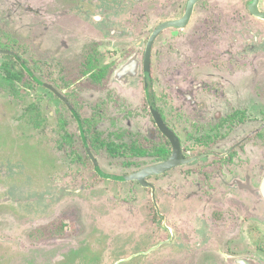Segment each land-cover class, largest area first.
Instances as JSON below:
<instances>
[{"label":"rangeland","instance_id":"374dc122","mask_svg":"<svg viewBox=\"0 0 264 264\" xmlns=\"http://www.w3.org/2000/svg\"><path fill=\"white\" fill-rule=\"evenodd\" d=\"M68 1L0 0V264H264V198L255 189L264 177V51L243 44L245 33L238 32L225 51L218 45L220 53L201 42L194 25L166 28L152 49L151 93L160 118L185 145V157L196 159L147 177L153 190L108 179L102 174H130L170 153L142 77L125 84L114 74L136 49L141 59L153 28L177 19L184 0H124L130 4L119 9L128 22L118 25L122 35H111L90 16L100 13L104 0ZM258 24L243 32L259 30ZM18 69L21 78L7 77ZM204 99L212 101L207 106ZM244 106L243 128L232 133L212 127L217 120L204 113H236ZM110 149L122 153L110 156ZM235 160L246 161L252 172L242 181L238 171L230 176L241 197L236 200L247 199L249 181L252 194L244 201L251 212L233 205L245 221L238 217L226 228L240 230L231 257L221 253L227 248L214 246H197L196 259L183 257V249L166 242L165 230L174 224L176 242L174 229L185 221L174 211L165 223L155 210L168 215L172 203L178 210L188 203L198 208L190 194L203 184L209 192V175L232 170L226 161ZM220 203L213 206L226 202ZM218 210L214 224L233 218ZM200 215L190 214L188 223L199 229L205 225Z\"/></svg>","mask_w":264,"mask_h":264},{"label":"flooded vegetation","instance_id":"af4514ba","mask_svg":"<svg viewBox=\"0 0 264 264\" xmlns=\"http://www.w3.org/2000/svg\"><path fill=\"white\" fill-rule=\"evenodd\" d=\"M104 1L106 2V6L103 7V5L100 4V9H99L100 13H101V10L104 9V13H103L104 15L99 13V14L90 15V16L94 17L97 20V22L103 23V25H105V27L102 29H104L106 31H110L111 35H114V34L122 35L123 34L122 31L118 30V25H121V26L126 25V24H128V22L126 20L124 21L123 19H121L122 16L119 17L120 16L119 9H122L123 5H125L124 2H127L128 4H130V2L124 1V0L123 1L122 0H104ZM188 1L189 0H184V6L182 5L183 8L179 7V9H181V8L182 9L180 11L181 13H180L178 18H181L182 15L184 14ZM252 1L253 0H197V2L194 4L193 12L191 14V17H190L188 23L181 28L187 29L190 25L196 26L198 29L197 35L200 36L199 39L201 40V42L204 39L205 43H208L207 45H209L210 47L215 46V48L217 49V52L221 51V50L219 51L218 45L221 44L220 46H222L221 47V48H223L222 50L225 51V49L227 50V48L229 47V46L225 47L227 44L231 45L233 41H236L237 39H239V36L238 37L236 36L238 32L242 33V34L245 33L246 38L242 39V41H243L242 43L246 44V46L250 47V50L258 48L261 51H264V31H263L264 30V19H261L259 17H256L255 15H253V13L251 12V10L249 8ZM68 2L74 6L76 3H80V0H69ZM181 3H182V0L179 1V4H181ZM224 6H228V7L225 8ZM257 7H258V10L260 12L264 13V0H259ZM108 19H109V22H107ZM169 20H173V19H169ZM169 20H165V21H169ZM254 21L259 23L258 24L259 30L250 29L249 32H243V27L245 28V30H248L249 29L248 25L255 23ZM162 22H164V21H161L160 23H162ZM107 23H109L113 26H111V25L107 26ZM124 23H126V24H124ZM160 23H158L153 28L152 32L156 29V27ZM131 25L132 24L129 23L130 28H131ZM241 25H244V26H241ZM88 26L90 28H92L91 25H88ZM237 26H239V27L237 28ZM113 27H116V29H114ZM164 30L165 29H163L162 31H160L157 34V36L154 38V40L151 44L150 56H149V67H151V54H152V49H153V46L155 44V41H156L157 37ZM152 32L149 34L147 40L145 41L144 50H143L141 59H139V54H138V52L140 50L136 49L135 53H131L130 58L127 60V62L125 64H123L122 66H120L116 70V74H114V76L116 77L118 82H120V83L123 82L126 84L129 81L134 82L137 79H139L140 77H142V82H143V87H144L145 71L143 69V57H144L147 41H148L149 37L151 36ZM136 44H138V43H136ZM137 46H139V44ZM257 51H259V50H257ZM220 53H223V52H220ZM2 68H4L3 65H2ZM228 68H230V67H228ZM22 69H18L15 72L16 75L19 76V78L22 77ZM148 70H149V68H148ZM7 77L10 78L9 74L7 75ZM12 78H14V77H12ZM53 93L56 94L55 92H53ZM56 95L58 96V94H56ZM58 97L60 98V96H58ZM204 100H205V103H202V104H206L207 106L209 105V102L212 101L210 99H204ZM153 102H154V100H153ZM224 104H225V102H224ZM206 110L209 111V108H207ZM246 110H247V107L244 106L243 108L239 109V112H236V113H231V112H228V113H221L220 112L221 114L220 113L210 114L207 112H204V113L207 114L208 116H211L213 120H217V123H216L217 125L212 124V127L217 126V128L220 129V126L222 125V127H225V129L228 130V132L230 133L232 130H233L232 132H234V130L236 129V127L239 126V124H242L241 121L245 120L244 115L247 112ZM233 119L238 121V124L235 127H232V125H230V121H232ZM164 123H165V121H164ZM165 125H166V123H165ZM166 126L168 127V125H166ZM228 127H232V128H228ZM238 128L242 129L243 127L239 126ZM169 129L174 133V131L171 128H169ZM217 133H223L224 134L226 132L222 130V132L220 131ZM175 136H177V135L175 134ZM177 138H178V136H177ZM167 142H168L169 147H170V153L166 158H168L171 154V144H170L168 139H167ZM179 143H180V146L182 149L185 145L182 144L180 142V140H179ZM212 143H213V140H212ZM235 148H236V146H235ZM235 148H232L231 151H234L233 149H235ZM183 156L185 157L184 154H183ZM201 157H204V155H202ZM226 162L228 163L226 165L228 167V169H232L230 171H226L229 174L227 177H224V175L226 173L225 171L222 172L221 174L220 173L215 174L214 176L209 175V173L205 170V166L203 167V169L207 173L206 175L210 176L211 183H210V187H209L210 188L209 192H205V190H207L206 188H208V187L206 186V184H203V188L201 189L200 192H194V193L190 194V195L194 194L192 199L196 198V201L197 202L199 201L198 202V204H199L198 208H193L192 206L190 207L189 206L190 203H188L189 205L178 210V209H175V207L173 206V203H172V211L168 215H163L161 212L155 210L156 214L159 215L160 220L163 217V221H165V223L167 221L172 222L171 218H172L174 211H177L176 213H178L180 219L185 221L183 226L180 227V230H178L176 228L174 229V231L176 232L175 234H179L178 240H176V242L175 241L173 242V240H172L173 231L171 228H173L172 225H174L172 223L169 226L167 225V227H166L167 230H165V232L167 234V237H166L167 241H166V239L164 240L166 242H171V245L175 246L174 247L175 249L176 248L183 249L184 250L183 251V255H184L183 257L189 258V255H191L192 257L195 256V259L198 258L199 252L197 251V246H199L198 247L199 249L202 248V250H204L203 248L208 249L212 246H214V248H227V249H225L224 252H221V253L223 255H227V257H229V258L232 255L230 250H231V248L232 249L235 248V235H236V233L240 232V230L236 229V227H233V226H232V230H228L226 228H228L231 225V223H233V224L238 223V221H239L238 217H241V220L245 221V219H243L245 214H243V215H241V213L238 214V212L241 210L239 209V211H237L238 209L234 208L233 205H235V203H240V205H242V206L245 205L244 208L249 205L248 203H247L248 205H246V202H248V198H250V195L252 194V192H251L252 183H251V181H249L250 187H248L245 184L246 185V187H245L246 192L244 194L247 196V199L246 200L244 198L240 199V200H243L241 203V201L239 202L236 200L237 197H239V196H236V193L232 187L233 185L230 182L231 181L230 176L234 174V171L235 172L238 171V173H235L234 175L239 176L238 179L242 181L245 177L250 178L252 176V172H251V166L249 164H247L246 161L237 162L235 160V161H226ZM185 165H187V163ZM180 166H182V165H180ZM193 168H195V167H193ZM172 169H174V168H172ZM172 169H169L165 172H169ZM204 172L200 171L199 173H204ZM242 176H243V178L240 179ZM244 180H247V179H244ZM150 184L153 186V189H154V187H156L155 183H150ZM255 189L258 190V192H259V187L255 188ZM201 192H204V194ZM205 194H207L209 196H207ZM182 195H183V193H182ZM239 198H241V197H239ZM214 199H216V201ZM229 200H232L233 202L230 203ZM218 201H221L220 204H223L224 202H226V203H224L223 206H216L215 207V204L213 206V202H218ZM244 201H246V202H244ZM208 205H212L213 209L211 211H208ZM219 207H222V208H219ZM218 209H222L224 211L222 215L232 216L233 218L232 219L228 218L226 221L224 220L223 221L224 223L222 225L219 224L220 226L218 224H214V220L217 223H218V220H216L217 217H215L213 212L215 210L219 211ZM246 209L248 212H251L249 206ZM208 212H211L212 214H208ZM197 213L203 214V215H200L199 217H200V219H202L200 221L202 223L203 222L205 223V225H203V224H201V226L199 225V229L197 227L198 225L193 227L187 221L188 218L190 221L193 220L192 217H190V214L192 216H196ZM235 217H237V218H235ZM187 225H190V226H187ZM234 232H235V234L231 235V233H234ZM194 236H196V237H194ZM190 238L198 239V240L194 241V240H190ZM200 238H201V240H199ZM159 241H161V240H159ZM190 244H192V249H193L192 252L188 251V249H191L189 247ZM169 248H170V251L172 252L173 247L170 246ZM227 260H229V259H227ZM232 261H235V259Z\"/></svg>","mask_w":264,"mask_h":264},{"label":"water","instance_id":"95a60500","mask_svg":"<svg viewBox=\"0 0 264 264\" xmlns=\"http://www.w3.org/2000/svg\"><path fill=\"white\" fill-rule=\"evenodd\" d=\"M259 0H253L250 5V10L256 17H259L261 19H264V13L260 12L258 10L257 4ZM197 2V0H189L186 6V10L181 18L173 19L169 21H164L160 23L156 29L152 32L151 36L149 37L143 57V69L145 71V84H144V90H145V97L146 101L148 103L150 112L152 114V117L154 118V121L156 123V126L158 130L169 140L171 144V154L168 158L165 160L151 164L148 166H145L136 172L125 174V175H113V174H106L103 173L102 175L108 179H113L116 181H137L140 185L144 187H150L153 189V186L147 182V177L152 175H157L164 173L165 171L175 168L177 166L183 165L185 163H188L190 161H194L196 159V156L194 157H184L182 153V149L179 143V139L175 134L165 125L164 121L160 118L155 104L153 102V96L151 93L150 88V82H149V75H148V68H149V56H150V49L151 44L154 40V38L157 36V34L162 31L163 29L169 28V27H178L181 28L184 25H186L191 17V14L193 12L194 4ZM42 85H45L47 88L58 94V96L61 97V95L52 87L49 85L42 83ZM89 152V151H88ZM96 166V162H95ZM259 192L261 196L264 198V178L261 181V184L259 186ZM241 262V261H240Z\"/></svg>","mask_w":264,"mask_h":264},{"label":"trees","instance_id":"16d2710c","mask_svg":"<svg viewBox=\"0 0 264 264\" xmlns=\"http://www.w3.org/2000/svg\"><path fill=\"white\" fill-rule=\"evenodd\" d=\"M9 77L10 78H12V77H17V78H19V76L18 75H16V73H13V74H9ZM168 143V142H167ZM138 147H140L141 148V146H139L138 145ZM145 148H148V146H145ZM131 149L132 150H134L135 149V145H133L132 147H131ZM119 151H117V152H115V150L114 149H110V156H115V155H118V154H120V153H122V152H120V153H118ZM124 153V152H123ZM158 156V158L161 156V154H157ZM165 157V156H164Z\"/></svg>","mask_w":264,"mask_h":264}]
</instances>
